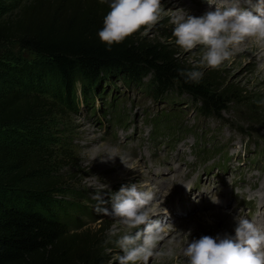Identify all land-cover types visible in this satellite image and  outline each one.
<instances>
[{
    "label": "rangeland",
    "instance_id": "obj_1",
    "mask_svg": "<svg viewBox=\"0 0 264 264\" xmlns=\"http://www.w3.org/2000/svg\"><path fill=\"white\" fill-rule=\"evenodd\" d=\"M21 1L9 0V7ZM255 2L240 0L241 7L249 9ZM161 7L162 19L138 30L139 37L171 45L186 65L217 71L222 80L256 97L262 105L261 120L239 102L218 114L201 113L195 98L176 89L154 98L147 86L149 76L138 85L127 86L118 78L102 83L105 93H95L90 107L80 101L72 111L56 103L50 117L35 127L36 137L31 136L53 154L52 175L61 176L62 188L54 195L70 206L83 227L97 230L105 253L103 264H119L123 253L116 241L137 230L102 211L111 210V195L122 185L135 183L156 193L147 208L163 229L155 251L171 248L175 255L153 256L148 264H187L185 242L202 235L215 237L223 212L233 228L240 211L264 229V46L257 48L247 40L218 68L200 67L204 46L191 51L180 48L170 19L177 9L201 16L209 9L207 0H161ZM0 60L19 66L35 62L33 53L16 44L0 45ZM112 102L122 114L118 124L109 109ZM157 117L160 120L155 121ZM165 121L167 125L161 124ZM64 150L72 157H62Z\"/></svg>",
    "mask_w": 264,
    "mask_h": 264
},
{
    "label": "trees",
    "instance_id": "obj_2",
    "mask_svg": "<svg viewBox=\"0 0 264 264\" xmlns=\"http://www.w3.org/2000/svg\"><path fill=\"white\" fill-rule=\"evenodd\" d=\"M10 5L0 0V45L16 44L33 53L35 62L19 66L0 60V264L104 263L97 230L83 227L54 195L62 190L61 176L52 175L53 154L35 138V127L50 117L56 103L72 111L80 101L90 107L95 93H105L102 83L118 78L127 86L138 85L149 76L154 98L176 89L195 98L201 113L218 114L239 102L261 120L257 98L222 80L219 72H203L199 83L185 82L179 70L195 69L171 45L142 39L138 31L119 44L101 42L98 31L110 11L108 2L22 0ZM117 107L112 102L109 108L116 124L122 120ZM62 157L72 156L64 150Z\"/></svg>",
    "mask_w": 264,
    "mask_h": 264
},
{
    "label": "clouds",
    "instance_id": "obj_3",
    "mask_svg": "<svg viewBox=\"0 0 264 264\" xmlns=\"http://www.w3.org/2000/svg\"><path fill=\"white\" fill-rule=\"evenodd\" d=\"M100 2H108L110 11L103 19L98 37L109 46L121 43L142 27L150 28L162 19L161 0ZM207 3L209 9L199 17L185 9H177L170 19L174 25L172 35L180 48L191 51L197 45L204 46L198 66L218 68L247 40L264 46V0H256L251 9L241 7L240 0H207ZM179 75L185 82L199 83L203 72L179 70ZM155 197L154 191L141 190L135 183L122 185L111 195V210H102L105 215L120 218L129 230L137 229L116 241L123 253L118 257L119 264H148L153 256L174 257L171 248L166 252L155 251L163 230L161 221L153 219L147 211ZM96 199H100V191L96 193ZM234 219V236L218 233L215 237L202 235L199 239L186 241L183 255L187 264H264V229L240 211ZM140 225L144 228L140 229Z\"/></svg>",
    "mask_w": 264,
    "mask_h": 264
},
{
    "label": "bare ground",
    "instance_id": "obj_4",
    "mask_svg": "<svg viewBox=\"0 0 264 264\" xmlns=\"http://www.w3.org/2000/svg\"><path fill=\"white\" fill-rule=\"evenodd\" d=\"M254 46L257 47V48H261V46H257L255 43H254ZM219 215V214H218ZM232 218V216H231ZM201 220V218H200ZM230 217L229 215H227V213L224 214V212L220 215V220L219 222L217 223V229H216V235L219 233V234H228L230 233L231 235L235 234V228L232 227L231 225V221H230ZM221 222V224H220Z\"/></svg>",
    "mask_w": 264,
    "mask_h": 264
}]
</instances>
